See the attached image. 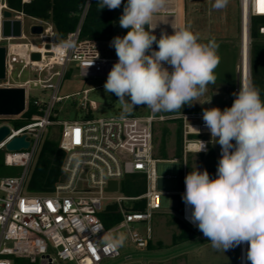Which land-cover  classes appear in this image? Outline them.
I'll use <instances>...</instances> for the list:
<instances>
[{
  "label": "built area",
  "instance_id": "obj_1",
  "mask_svg": "<svg viewBox=\"0 0 264 264\" xmlns=\"http://www.w3.org/2000/svg\"><path fill=\"white\" fill-rule=\"evenodd\" d=\"M33 1L22 0V4L28 5ZM91 2L86 0L76 30L62 41L72 44L71 48L64 50L59 47L62 42H54L55 33L49 23L34 19L35 24L28 28L26 35L23 24L26 15L10 9L7 0H0V48L5 49V78L0 80V89H24V113L30 103L39 113L20 128H12L4 121L20 120L24 113L18 117L0 116V128L7 126L10 129L9 136L0 144V152L5 153L4 164L6 167L23 169L18 177H0V264H102L105 260L117 259L119 251L99 217L111 205L122 217L120 225L126 228L131 242L138 249H147L153 241L154 217L163 213L162 197L172 195L162 191L163 180L157 175L158 160L155 159L153 135L155 125L168 121L181 123L184 159L188 155H207L212 145L210 132L200 114L179 112L169 116H153L149 109V115L141 117L52 121L53 107L63 99L58 93L69 68L77 69L83 78L104 77L117 62L101 56L99 42L81 39V27ZM262 7L258 0H240V57L235 92H238L242 79H251L250 28L253 21H259L256 28L264 38ZM5 12H10L9 20L21 22L20 38L3 36ZM33 26H43V34L33 36L30 33ZM153 48H156L155 44ZM35 53L41 55L40 61L31 60V55ZM17 70L18 79L26 71L34 78L15 82L13 75ZM30 87L51 91L49 100L31 102L28 94ZM88 93V90L83 92L81 108L84 110L95 109L94 102L88 101ZM54 123L62 128L60 149L66 153L62 168L65 179L49 194H31L27 190L29 175L43 136ZM23 136L29 142L28 150L6 151L9 142ZM198 139L209 142L207 152L195 154L192 144ZM173 161L178 162V159ZM134 175L143 177L145 192L138 197L118 196L120 181ZM114 182L118 184V191L108 193L106 190ZM184 192L183 183L179 193L181 199ZM128 202H143L144 209L135 211L133 207L125 210L123 203ZM181 204V222L191 230L199 231L185 218L186 214L190 215L191 209H186L183 201ZM135 224L146 225L145 235L134 230ZM247 249L246 243L238 246V264H250L245 259Z\"/></svg>",
  "mask_w": 264,
  "mask_h": 264
},
{
  "label": "clouds",
  "instance_id": "obj_2",
  "mask_svg": "<svg viewBox=\"0 0 264 264\" xmlns=\"http://www.w3.org/2000/svg\"><path fill=\"white\" fill-rule=\"evenodd\" d=\"M167 2L97 0L100 9L115 10L123 4L119 26L128 31L110 42L118 60L104 83L105 93L117 97L121 118L140 106L153 116L181 111L199 103L207 86L216 82L220 58L215 40L201 42L186 26L155 35L154 15ZM227 2L217 0L215 6ZM59 47L67 50L72 44L62 42ZM232 95L231 107L203 109L210 142L219 144L221 152L214 178L196 167L185 176L182 201L191 209L185 218L214 249L226 252L246 243V261L264 264V101L250 78L242 79ZM208 143L198 139L192 149L195 154L207 152Z\"/></svg>",
  "mask_w": 264,
  "mask_h": 264
},
{
  "label": "rangeland",
  "instance_id": "obj_3",
  "mask_svg": "<svg viewBox=\"0 0 264 264\" xmlns=\"http://www.w3.org/2000/svg\"><path fill=\"white\" fill-rule=\"evenodd\" d=\"M216 3L217 0H184L186 27L197 33L201 42L207 43L209 40H215L219 45L218 56L220 62L215 69L217 77L215 84L210 83L207 86L208 90L199 98V103L192 106L185 105L181 111L177 112L157 113V116H169L179 112L202 115L205 108L219 107L223 110L225 107L232 106L234 100L232 94L237 87L240 57V0H228L226 6L222 8H217L215 6ZM23 24L27 35L28 28L35 24V21L33 18L26 16ZM115 25L117 26L116 21H114ZM33 40L38 42L36 38ZM54 42H59L56 37L54 38ZM99 48L103 58L113 60L118 58L115 49L110 47L109 42H100ZM17 74L18 70L13 75L15 82H24L34 78L27 71L19 79L17 78ZM106 79L107 76L83 78L77 69L73 67L69 68L58 93V96L63 99L54 105L51 113L52 121L73 122L85 118L96 120L121 117L122 110L117 97L104 91ZM85 90L89 91L87 95L88 101L94 102L95 109L84 110L81 108L84 96L83 92ZM28 94L31 102L34 100H44L47 102L51 91H43L39 88L30 87ZM210 100V103H205ZM149 113V109L144 107L142 111L134 109L131 114H126L125 116L141 117L148 116ZM4 122L12 128H17L15 125L16 121L6 120ZM177 125L175 122L168 121L157 123L153 129L155 159L158 160L156 164L157 175L163 180L162 191L172 194L162 197L161 205L163 213L154 217L153 249H138L131 242L126 228L118 224L109 228L108 232L120 256L117 259L105 260L102 264H238V247L229 249L226 252L218 251L211 246L210 241L200 231H193L196 237L191 241L185 243L174 242V237L180 234L182 225L185 226L181 222L179 211L176 208L177 204L181 201L179 192L183 189V183L185 184V180L183 181L184 172L186 176L196 167L201 171L206 169L210 176L213 177L210 170L213 166L218 165L221 152L219 144H212L211 149L215 156L211 161L200 155H188L185 159L179 158L178 162L173 161L175 158ZM61 131V126L54 123L47 128L43 141H59ZM165 131H167V134H165ZM163 144H165V154L161 150ZM22 171L23 169L19 167H6L0 177H18ZM134 181L135 178L133 176H126L122 179L117 195L123 197L134 196V193L131 191ZM138 204L128 202L123 203V207L125 210H130ZM133 228L140 234L145 235V224H135ZM187 228L190 229L189 227ZM35 264L40 263L37 262Z\"/></svg>",
  "mask_w": 264,
  "mask_h": 264
},
{
  "label": "trees",
  "instance_id": "obj_4",
  "mask_svg": "<svg viewBox=\"0 0 264 264\" xmlns=\"http://www.w3.org/2000/svg\"><path fill=\"white\" fill-rule=\"evenodd\" d=\"M126 2L127 0H124V3ZM7 4L12 10L21 11L33 19L49 23L53 27L57 40L62 42L69 33L76 30L79 24V16L86 4V0H34L28 5H23L22 0H7ZM118 11H123V4L115 10L100 9L97 5V0H92L81 27V39L95 40L99 43L111 42L114 38L115 14ZM257 23L259 21H253L250 28V70L251 80L261 90V100L264 101V38L257 31ZM143 108L144 106H140L135 108V110L142 111ZM37 115H39L38 109L30 103L27 111L22 115L20 120L15 122V125L17 128L23 127L30 123L32 118ZM177 124L174 159L182 158V125L181 123ZM165 134H167V131H165ZM161 150L165 154V144L162 145ZM4 155V152H0V176L6 169ZM200 156L206 157L208 161H211L215 155L210 147L207 155ZM65 158L66 153L60 149V140L56 142L44 140L29 175L27 183L28 192L36 195L53 192L55 187L65 179L62 170ZM216 170L217 165L213 166L210 170L213 178L215 177ZM133 177L135 181L131 186V191L134 193L132 197H138L145 192V183L142 176L134 175ZM181 203L182 199L176 206L179 214L182 211ZM133 209L135 211H142L144 209L143 202H140ZM99 217L107 230L120 224L122 221V217L116 213L114 205L108 206ZM195 237L196 234L193 230L188 229L186 225H182L180 234L174 237V242L185 243ZM147 249H153L152 243H149Z\"/></svg>",
  "mask_w": 264,
  "mask_h": 264
},
{
  "label": "water",
  "instance_id": "obj_5",
  "mask_svg": "<svg viewBox=\"0 0 264 264\" xmlns=\"http://www.w3.org/2000/svg\"><path fill=\"white\" fill-rule=\"evenodd\" d=\"M5 21L3 22V36L6 38H20L21 37V22L11 21L10 12L4 13ZM43 26H33L30 33L33 36H39L43 34ZM40 54H32V61H40ZM5 78V49L0 48V80ZM25 90L22 88L16 89H0V116H21L26 107ZM10 129L7 126L0 128V144L9 136ZM29 149V142L26 137H19L13 139L6 145V151L19 152ZM108 193H116L118 191V184L116 182L111 183L106 190Z\"/></svg>",
  "mask_w": 264,
  "mask_h": 264
},
{
  "label": "crops",
  "instance_id": "obj_6",
  "mask_svg": "<svg viewBox=\"0 0 264 264\" xmlns=\"http://www.w3.org/2000/svg\"><path fill=\"white\" fill-rule=\"evenodd\" d=\"M122 12L123 11H118L115 14V18L117 17V19L115 20L117 26H114V37H122L128 31V29H123L119 26V18L122 15ZM152 25L153 27H156L154 32L157 38L160 37L162 31H166L168 34H172L173 28L185 27L186 13L184 7V0H168L166 7L162 9L159 13L154 15ZM114 60H118V58ZM162 187L163 182H161V188Z\"/></svg>",
  "mask_w": 264,
  "mask_h": 264
},
{
  "label": "snow or ice",
  "instance_id": "obj_7",
  "mask_svg": "<svg viewBox=\"0 0 264 264\" xmlns=\"http://www.w3.org/2000/svg\"><path fill=\"white\" fill-rule=\"evenodd\" d=\"M258 3H260L262 6H264V0H258ZM262 11H264V7L261 8ZM79 135V130H77V137ZM79 142V139L77 138V143Z\"/></svg>",
  "mask_w": 264,
  "mask_h": 264
}]
</instances>
